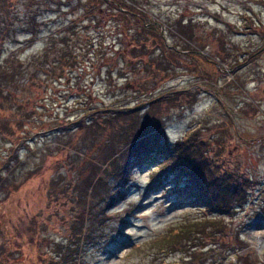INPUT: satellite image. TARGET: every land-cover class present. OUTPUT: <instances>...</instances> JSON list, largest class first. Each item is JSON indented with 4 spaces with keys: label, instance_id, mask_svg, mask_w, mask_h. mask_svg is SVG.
Here are the masks:
<instances>
[{
    "label": "rangeland",
    "instance_id": "rangeland-1",
    "mask_svg": "<svg viewBox=\"0 0 264 264\" xmlns=\"http://www.w3.org/2000/svg\"><path fill=\"white\" fill-rule=\"evenodd\" d=\"M125 1L146 28L158 25L152 40L108 0L0 7L2 59L40 67L47 42L60 36L81 57L77 72L23 76L10 87L12 105L2 100L0 117L13 126L0 133V264H264L252 235L264 242V0ZM143 120L162 121L151 134L173 142L196 130L221 171L250 179L247 196L214 219L182 180L152 178L154 165L132 158ZM121 158L131 180L117 178ZM100 209L103 230L77 244L80 221L102 219ZM189 218L215 220L195 246L180 250L188 230L151 244Z\"/></svg>",
    "mask_w": 264,
    "mask_h": 264
},
{
    "label": "trees",
    "instance_id": "trees-1",
    "mask_svg": "<svg viewBox=\"0 0 264 264\" xmlns=\"http://www.w3.org/2000/svg\"><path fill=\"white\" fill-rule=\"evenodd\" d=\"M108 1V3L111 4V10L112 8L116 9L115 11L117 12L119 19L127 23L130 21V16L137 19L141 23L140 26L142 27L141 29L144 31V34L148 35L147 41L152 40H149L148 33L150 31H153L150 30V28L155 29L156 27H158L157 24L152 23L148 26V28H146L147 21L140 16L141 12L134 6H130L127 1ZM4 3L5 0H0V7H4ZM2 13H4V11L3 9H0V14ZM4 16L5 15H3L1 18H3ZM179 26L181 27V25ZM29 31L33 34L32 30ZM191 32V37L193 36L194 38L195 32L192 30ZM163 33L164 32L159 30V32L156 33V37L160 45H162V47L159 48L164 57L167 54L165 51L168 50V47L165 42V36L163 35ZM145 35L144 38L146 37ZM63 39H66V37L60 36L57 39L53 38V41L47 42L44 48L45 59H42L41 62L37 63L40 67L31 66L34 64V62L32 64L31 60L27 62L20 61L17 64H13L12 59H2V50L0 48V107H4L2 100L9 102L12 105L10 87H15L18 84L17 82H19L20 78L23 76L33 78L34 74L36 75L38 72H41L46 75L49 73L56 77L62 78L63 72L67 66L69 67L70 72H77V70L79 69L76 68H81L78 61L81 57H79L78 53H74L77 46L74 45L72 49H70V47H68V45L66 46V43L62 41ZM149 44H151V42H149ZM63 45L65 47H62ZM144 45H148V43ZM175 47H177V45ZM48 56L50 58H48ZM167 56L169 58V55ZM76 62H78L77 65ZM73 65H75V69L70 68ZM170 71V68H168V72ZM111 73L112 70L109 71L108 74ZM131 111L135 110L133 109ZM0 118L4 120L3 122L0 119V133L1 136L5 137L8 132L12 131L11 127L13 126V122L7 116H2ZM161 122L159 121L156 126H153L148 121H142V124L138 128L137 134L141 139H139L138 142L134 144L136 149L138 147V153H136L135 157L132 158H136L139 160L142 158L141 160L145 161L146 164L149 162V167L151 165H154L151 170L152 172H156V174L154 173L152 178H154L155 175L162 176L163 174H169L174 178L175 182H179L180 180H182L184 183V192L191 191L194 194V200L196 197L198 199L196 200L197 202H206V205H210V207L214 208L211 210V212L214 213L212 214V218L214 217L215 219V217L217 218L219 214L222 213H230L233 207L241 202L242 198L247 196L250 179L237 172L221 171L220 166L215 165L208 153L206 154L205 147L207 143L200 138L196 130L189 132L186 138L182 137L175 140L174 142L162 138L159 134V131L151 134V132H153L157 128L162 131L160 128L162 126V124L160 125ZM137 135H135L134 138H137ZM113 155L114 153H112V157L108 160L114 159ZM118 158L119 156L116 157L112 162L114 163V161ZM121 159V164H115L114 167L115 169H117V178L119 176H122L126 180H131V174L129 170L131 164H127V159ZM88 182V186H92L93 189V179L89 178ZM87 191L90 190L87 189ZM91 195L92 194L90 193V196ZM95 214H98V216H101L103 218L94 220L95 217H93V215H89L87 221L86 219L83 220V223L82 221H80V225H82V227L80 228V230L78 229L77 232H83L84 235L77 240V244L80 241L83 242L89 239L94 242L97 236V231L105 224L107 218L105 216L106 214L103 212V209L96 211ZM212 218H204V221H202L201 218H189L186 221H179V223L176 225H168L166 232L163 235L161 234L162 236L160 237L153 238L151 244L162 247L164 245L163 242H165L168 237L177 236L182 232L188 230L189 233L184 238L182 243L181 241H179V244H181L180 250H182V247H193L196 245L197 241L201 240V234L203 233V231L206 232V230L208 229V231L211 230L212 225H214L215 223V220ZM203 222L207 223V227L201 226ZM85 223L87 226V230L83 227ZM176 228L177 231L172 232ZM210 235L211 237H214L216 234L213 235L210 232ZM160 252L161 250L153 251V253L155 254H158Z\"/></svg>",
    "mask_w": 264,
    "mask_h": 264
},
{
    "label": "bare ground",
    "instance_id": "bare-ground-1",
    "mask_svg": "<svg viewBox=\"0 0 264 264\" xmlns=\"http://www.w3.org/2000/svg\"><path fill=\"white\" fill-rule=\"evenodd\" d=\"M252 235L257 239L258 244H259V243H262V244H263L262 247H264V242H263V240L261 241L260 236H257V235H256L255 233H253V232H252Z\"/></svg>",
    "mask_w": 264,
    "mask_h": 264
}]
</instances>
